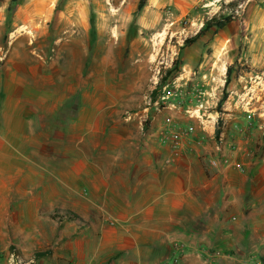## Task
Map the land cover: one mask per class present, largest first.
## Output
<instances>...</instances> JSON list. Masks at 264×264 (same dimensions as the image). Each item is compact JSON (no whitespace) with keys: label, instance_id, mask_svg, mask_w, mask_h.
<instances>
[{"label":"rangeland","instance_id":"obj_1","mask_svg":"<svg viewBox=\"0 0 264 264\" xmlns=\"http://www.w3.org/2000/svg\"><path fill=\"white\" fill-rule=\"evenodd\" d=\"M138 2L0 0V73L36 89L9 91L24 99L29 119L2 125L25 131L32 147L42 142L45 185L53 159L60 173L71 159L95 162L114 151L120 132L132 142L166 112V128L180 134L166 145L206 150L209 174L232 165L245 180L234 182L227 214L186 228L167 264H264V0H147L141 11ZM227 16L222 30L203 29ZM173 114L196 120L203 136H193L194 124H169ZM43 189L42 202H14L0 219V264H62L66 204L47 201ZM34 227L40 235L26 237Z\"/></svg>","mask_w":264,"mask_h":264},{"label":"crops","instance_id":"obj_2","mask_svg":"<svg viewBox=\"0 0 264 264\" xmlns=\"http://www.w3.org/2000/svg\"><path fill=\"white\" fill-rule=\"evenodd\" d=\"M49 43L48 53L53 39ZM9 91L20 96L36 89L22 83L16 73H0V219L14 202H42L43 186H48L47 201L60 200L66 204L64 212L78 216L66 220L67 226L58 232L62 264H167L197 221L212 218V213L214 219L227 214L228 206L235 203L231 198L236 194L234 182H245L232 165L209 174L200 158L206 150L161 142L158 131L166 127L163 112L151 119V131L137 133L132 142L120 132L114 151L102 153L95 162L86 157L78 165L71 159L61 164L64 172L60 173L53 159L50 183L44 185L42 142L38 147L33 142L32 147L25 131L2 125L29 119L20 113L24 99L8 98ZM172 118L169 124H194L193 136H203L196 120L189 122L178 114ZM242 191L252 194L245 185ZM205 225L212 230L209 222ZM33 229L24 231L26 237L40 235L37 227ZM192 262L188 258L187 263Z\"/></svg>","mask_w":264,"mask_h":264},{"label":"trees","instance_id":"obj_3","mask_svg":"<svg viewBox=\"0 0 264 264\" xmlns=\"http://www.w3.org/2000/svg\"><path fill=\"white\" fill-rule=\"evenodd\" d=\"M15 1H17V0H12V2H15ZM146 1L147 0H139V2L137 4V10L138 11H141L144 8V6L146 5ZM230 23H231V17L230 16L223 17V18H220V19L213 18V19H211L209 21H206L204 23L203 29H207V28L210 29V28L214 27L217 30H222L223 28H225ZM201 33H202V31H199L194 37H191L188 40H186L185 41V45H189V44L195 42L198 39V37L200 36ZM169 73L172 74V71H169ZM228 74H229V68L226 69L225 86H227V83H228V77H229ZM162 85H164V82L160 81V84H159L158 87H160ZM224 97L219 101V104L224 102ZM219 134H220V131L216 129L215 130V135L219 136ZM64 214H65L67 220L78 219V216H76L75 214H73L70 211H65Z\"/></svg>","mask_w":264,"mask_h":264},{"label":"built area","instance_id":"obj_4","mask_svg":"<svg viewBox=\"0 0 264 264\" xmlns=\"http://www.w3.org/2000/svg\"><path fill=\"white\" fill-rule=\"evenodd\" d=\"M158 136L161 142H174L175 140L178 141L180 134L177 130L175 131L172 128L164 127L158 131ZM178 145V143H174L173 146L178 147Z\"/></svg>","mask_w":264,"mask_h":264}]
</instances>
